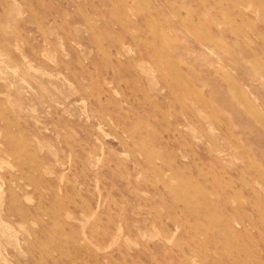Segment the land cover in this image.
Segmentation results:
<instances>
[{
    "label": "rangeland",
    "instance_id": "374dc122",
    "mask_svg": "<svg viewBox=\"0 0 264 264\" xmlns=\"http://www.w3.org/2000/svg\"><path fill=\"white\" fill-rule=\"evenodd\" d=\"M0 264H264V0H0Z\"/></svg>",
    "mask_w": 264,
    "mask_h": 264
},
{
    "label": "bare ground",
    "instance_id": "6f19581e",
    "mask_svg": "<svg viewBox=\"0 0 264 264\" xmlns=\"http://www.w3.org/2000/svg\"><path fill=\"white\" fill-rule=\"evenodd\" d=\"M175 12V11H174ZM175 14V13H174ZM154 22V21H153ZM155 23V22H154ZM160 24V23H159ZM132 39V38H131ZM146 44V43H145ZM151 44V43H150ZM166 61V63H167V60H165ZM170 68H171V72L173 73V78L175 79V84H176V86H177V88L178 89H181L182 87H184L185 86V79H183L184 77L182 76V75H174V66H173V63L172 64H170ZM182 73V72H181ZM229 90H230V92L231 93H233L234 95H237L238 96V98H240L239 97V93H238V88H237V86L236 85H234L233 87H229ZM180 100L181 101H183V97L181 96V98H180ZM153 101H155V100H153ZM133 107V106H132ZM144 109V108H143ZM122 110V109H121ZM134 111V110H133ZM132 116V115H131ZM143 116V115H142ZM106 136V135H105ZM118 140V139H117ZM247 160V159H246ZM199 185V184H198ZM59 203V202H58ZM215 213V212H214ZM253 217V216H252ZM64 235V234H63ZM205 250V249H204ZM202 251V250H201Z\"/></svg>",
    "mask_w": 264,
    "mask_h": 264
}]
</instances>
